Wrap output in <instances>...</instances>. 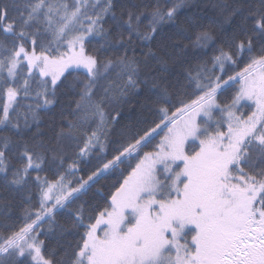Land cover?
<instances>
[{
  "label": "snow or ice",
  "instance_id": "obj_1",
  "mask_svg": "<svg viewBox=\"0 0 264 264\" xmlns=\"http://www.w3.org/2000/svg\"><path fill=\"white\" fill-rule=\"evenodd\" d=\"M188 88L199 94L185 101ZM58 103L45 131L40 112ZM125 105L154 127L118 129ZM0 106V214L17 196L28 204L22 226L0 233V264H264V0H0ZM125 163L102 208L73 207Z\"/></svg>",
  "mask_w": 264,
  "mask_h": 264
},
{
  "label": "trees",
  "instance_id": "obj_2",
  "mask_svg": "<svg viewBox=\"0 0 264 264\" xmlns=\"http://www.w3.org/2000/svg\"><path fill=\"white\" fill-rule=\"evenodd\" d=\"M146 2H149V0H146ZM151 3H155V0H150ZM161 2V6L164 5V0H160ZM185 43H188L187 41H185ZM93 46L89 45V48L91 49ZM202 56L201 59L204 60H211V57L215 54L212 48H208L206 50H202ZM199 61L196 59H192L191 63L193 65L197 64ZM209 67H211V64L209 63L208 65ZM244 63L241 62L239 64L233 65V64H227L225 65V67H227V72L223 75V79L228 77V76H234L237 72L241 71L244 67ZM219 72V68H217L215 70V73L217 74ZM234 90L235 88L232 86V88L227 87L224 92H223V96H225V94H234ZM187 91L186 90H182L181 92V97L184 98L187 95ZM30 100L29 103H31V98H23L22 101L24 100ZM59 100L60 102H64L66 100V97L63 96V94L59 95ZM176 100V98L174 97L172 101ZM186 100V99H185ZM227 100V99H226ZM145 102V97L143 94H141L140 97H137L134 99L133 103L136 105L137 109H139V105ZM225 102V100H224ZM28 103V104H29ZM179 106V105H177ZM2 107V106H0ZM59 107L60 104L58 103L56 105L55 108H53L50 111H41L40 115L42 117V122H41V128L44 129L45 131H47V125L49 123V120L51 117H53L56 113H58L59 111ZM129 107H132V105H125L124 106V111H125V118L123 120H121V124L117 126L118 129L122 128L123 126H127V133L129 135H136L138 132L139 134H143V130H146V128L151 125L150 123H145V122H137L136 120V115L133 114L131 119L128 118L127 116V110ZM19 111V109H18ZM174 109L170 106V112H173ZM171 115V114H170ZM144 117L147 119V121L151 122V121H155V117H156V113L155 112H149L147 109L144 110ZM34 130V129H33ZM112 140L116 139V135L114 134L111 138ZM74 145H73V149H74ZM115 145H110L108 147V151L111 150L114 154L115 152L113 151ZM69 153L71 154L70 157L74 158L73 155V151L72 149H69ZM106 159H110L109 155L106 156ZM101 162L98 161L95 156H93L90 160V162L88 163H82L79 165L78 170L75 172V175L72 176H68L67 179L70 180L72 182V187H76L78 186V182L81 179H87L88 175L91 173V171L95 170V168L97 166H99ZM127 163V162H126ZM135 161L132 162V166H134ZM65 168H67V163L65 164ZM37 175V173L35 171H33L31 173V177L30 180H33L34 177ZM39 175L41 177H47L48 180H55L57 179V175L55 173L54 170H48L46 168L45 171L40 172ZM123 176H125L123 174ZM123 176L121 174H113V173H108L106 174V176L103 179H100L98 182L94 183L95 187H91V189L89 190L87 196H82L80 198V200H77L75 202V204L73 205V207H77L79 206L81 200H87L89 205H91L92 207H98L99 205H103L104 203H106L109 195L111 192H113L115 190V187L119 186V183L122 182L123 180ZM85 177V178H84ZM4 195H7L6 193ZM38 197L37 198H32V205H33V210H35L36 207H38L39 205V195H38V189L36 194ZM11 199V197H10ZM28 207V204L25 202L24 205V201H22L20 196H17L13 201H12V207H11V211L9 213V215L7 217H4V221L1 219L2 218V214H0V231L1 230H6L5 226H2V224L4 225H12V223H16L17 224V216L18 214L21 212L24 213V209ZM56 221L58 223H63L64 219H65V215L63 213V211H60L56 214L55 217ZM2 223V224H1ZM24 223V215L22 214V217L20 218V224L21 225ZM48 225L45 223L43 225L44 229H47ZM40 239H46V237L44 235H40ZM54 246V241H52L51 239H48V249L45 250V255H47V251L50 250L52 247ZM28 264H32L31 259L29 258L28 260Z\"/></svg>",
  "mask_w": 264,
  "mask_h": 264
},
{
  "label": "bare ground",
  "instance_id": "obj_3",
  "mask_svg": "<svg viewBox=\"0 0 264 264\" xmlns=\"http://www.w3.org/2000/svg\"><path fill=\"white\" fill-rule=\"evenodd\" d=\"M227 67H225V69H224V71H221L220 69H219V72L216 74V75H218V76H222L223 77V75L227 72ZM228 77H226V78H224V80H226ZM234 88H236V86L235 85H232ZM232 86H230L229 88H232ZM199 93L197 92V93H195V95H198ZM195 95L193 94V90L191 89V88H188V91H187V95L183 98L185 101H188L189 99H194L195 98ZM231 97H230V94H225V96H223V94H221V95H219V100H218V102H220V103H223V101L224 100H226V99H230ZM29 99L28 100H24V101H22L21 102V106L19 107V112H21V113H23L24 112V110H25V106L29 103ZM31 102H32V100H31ZM177 105H179V103H178V101H177V99L176 100H174V101H172V103H171V107L174 109V111H175V108L176 107H179V106H177ZM173 111V112H174ZM245 112H248L249 111V108H245V110H244ZM171 114V112H169V115ZM155 122L156 123H159V118H158V116H157V114H156V117H155ZM150 126H152V127H154V124H151V125H149L147 128H149ZM146 128V129H147ZM143 133V132H142ZM161 135H162V133H161ZM159 140H160V136H156L155 137V140H153V142H152V144L151 145H149L147 148H145L144 149V151H150V150H152V147L156 144V143H158L159 142ZM72 154V153H71ZM71 154L69 153V156H71ZM107 155H109V157H110V159L112 158V156L114 155V153L111 151V150H109V151H107ZM141 155H142V153H141ZM126 169V163L125 164H122V165H120V167L119 168H117L114 172H110V173H113V174H121V172L123 171V174L126 176L127 174H128V171H130L131 169L130 168H127V170H125ZM85 178V177H84ZM92 187H95L94 186V184H92ZM31 192H32V198H37L38 196L37 195H35L36 194V192H37V188L35 187V186H33L32 188H31ZM33 201V200H32ZM24 205H25V202H24ZM105 205V203L103 204V205H99L98 206V208H102L103 206ZM22 214H23V212H22V210H21V212L18 214V216H17V224L16 223H12V225H8V227L9 228H16V227H19V226H21V225H18V224H20V218L22 217ZM3 221H4V216L2 215V218H1ZM2 224V223H1ZM2 226H5L4 224H2ZM2 232H4V230H1L0 231V233H2Z\"/></svg>",
  "mask_w": 264,
  "mask_h": 264
},
{
  "label": "rangeland",
  "instance_id": "obj_4",
  "mask_svg": "<svg viewBox=\"0 0 264 264\" xmlns=\"http://www.w3.org/2000/svg\"><path fill=\"white\" fill-rule=\"evenodd\" d=\"M88 47H89V46H88ZM234 93H235V90H234ZM233 95H234V94H231L230 97H232ZM230 99H231V98H230ZM230 99L225 100V102L228 101V100H230ZM223 103H224V101H223ZM244 110H245V109H244ZM93 184H94V183H93Z\"/></svg>",
  "mask_w": 264,
  "mask_h": 264
}]
</instances>
